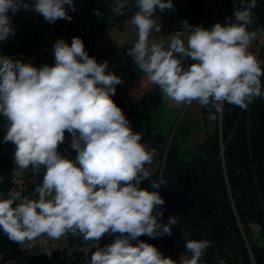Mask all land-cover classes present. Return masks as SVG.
Instances as JSON below:
<instances>
[{"label": "clouds", "instance_id": "obj_1", "mask_svg": "<svg viewBox=\"0 0 264 264\" xmlns=\"http://www.w3.org/2000/svg\"><path fill=\"white\" fill-rule=\"evenodd\" d=\"M20 6V0H0V41L15 34L8 12ZM157 6L171 9L172 0H136L138 11L130 23L138 38L128 55L165 101L197 102L215 120L225 102L247 110L264 98V62L249 51L253 41L264 37V27L249 28L255 23L256 0H241L234 21L228 18L211 28L182 22L183 29L168 37L167 45L149 39L161 28L152 18ZM69 9L75 11L73 0L34 4L49 23L71 20ZM52 54L54 65L40 67L0 56L4 142L15 145L16 170H45L35 188L37 199L22 197L15 189L0 197V230L18 244L42 235L59 239L68 232L98 242L106 233H119L113 243L92 253L90 264H177L154 245L131 243L141 235H171L178 221L170 216L166 224L158 223L163 212H153L164 199L158 191L139 187L150 177L145 165L152 163L155 150L141 142V133L133 132L112 99L122 79L106 73L107 62L90 57L80 37L70 45L57 40ZM186 59L193 61L187 68ZM66 131L77 153L74 160L58 152ZM160 183L153 181L152 187ZM211 243L188 239L185 253L190 256L181 255L179 264H200Z\"/></svg>", "mask_w": 264, "mask_h": 264}, {"label": "trees", "instance_id": "obj_2", "mask_svg": "<svg viewBox=\"0 0 264 264\" xmlns=\"http://www.w3.org/2000/svg\"><path fill=\"white\" fill-rule=\"evenodd\" d=\"M135 8L101 26H111ZM87 17L92 19L94 16L87 12ZM260 27H264V23ZM33 34L32 40L26 34L21 39L20 48L26 53L38 50L31 48L38 37L35 32ZM12 50L13 47L8 46L0 56L21 60L13 57ZM258 60L264 62V48ZM191 63L193 61L186 59L184 67ZM261 66L264 68V63ZM261 82L264 90V76ZM159 92L156 86L144 98ZM161 99L157 96L154 103L146 106L155 105ZM200 107L203 114H209L206 107ZM6 124V119L0 115V148L9 150L11 142H4ZM12 172L8 155L0 153V175L4 177L0 191L8 188ZM159 180L163 182L160 183L159 194L165 203L157 206L153 215L162 211L163 216L158 217V223L166 224L170 216L176 217L178 223L172 226L171 235L156 238L141 235L136 242L146 239V243L154 245L168 257L163 244L159 245L165 237H170L179 251L186 250L188 239H207L212 243L201 257L200 264H242L241 260L250 263V257L258 264H264L262 249L252 241L249 225L253 221H264V189L261 188L264 182V98L254 100L247 110L225 102L221 111V132L218 128L206 134L191 150L181 149L172 139L164 157L161 176L157 175V182ZM184 231L189 235L186 236ZM219 232L224 233L223 238H219ZM0 252L4 258L20 259L15 243L2 230Z\"/></svg>", "mask_w": 264, "mask_h": 264}, {"label": "crops", "instance_id": "obj_3", "mask_svg": "<svg viewBox=\"0 0 264 264\" xmlns=\"http://www.w3.org/2000/svg\"><path fill=\"white\" fill-rule=\"evenodd\" d=\"M87 1L73 0L75 11L68 10V15L72 17L71 20L57 19L54 23L47 21L49 35L41 30L40 23L44 17L36 11L31 14L34 7L20 18L13 29L17 30L16 35L21 36V39L29 31L35 32L38 36L35 41L38 44L34 48L44 47L91 20L87 17V12H89L86 7ZM76 3L82 10V16L79 15L78 18L75 17L77 16ZM109 3L111 6L112 1ZM172 4L171 9L163 11L157 6L152 18L161 25V28L159 32L153 30L149 38L150 42L167 45L168 37L177 32L176 27L183 16L188 17L192 25L204 28H211L217 22L224 24L226 19L234 16V10L241 7V0H172ZM65 8L67 9L68 6L65 5ZM137 11L138 8H135L109 27L99 25L86 33L82 40L85 51L90 57L95 58L97 63L107 62L106 73H114L122 79V83L115 86L116 92L112 99L130 122L133 132L141 133V142L155 150L152 163L145 165L150 177L142 180L139 185L140 188L150 191L157 189L153 188L152 184L153 181H157L158 173L161 175L164 157L171 140L175 139L181 149L191 150L202 141L206 134L219 128V117L216 115L215 120L209 119V114H203L197 102L187 105L165 101L161 91L144 98L157 85L147 79L146 74L138 69L132 57L128 55V51L138 38L135 27L130 23ZM252 11L255 23L249 28L255 30L264 23V0H256V7ZM212 14L217 16L216 20L211 19ZM262 48H264V37H258L252 42L249 51L259 59ZM23 51L26 53L25 50ZM26 54L31 57L35 52ZM54 63L52 53L38 62L39 65L48 64L50 66ZM157 96L162 97L160 102L146 106V104L154 103ZM76 155V151L72 149L68 158L74 160ZM30 169L36 176L43 178L45 171L43 167L39 171ZM15 170L12 168L14 173H19V170Z\"/></svg>", "mask_w": 264, "mask_h": 264}, {"label": "built area", "instance_id": "obj_4", "mask_svg": "<svg viewBox=\"0 0 264 264\" xmlns=\"http://www.w3.org/2000/svg\"><path fill=\"white\" fill-rule=\"evenodd\" d=\"M212 20H216L217 16L212 14ZM234 16L231 20L234 21ZM187 21L189 25H192L191 20L183 16L181 17L176 30L180 31L183 29V23ZM21 36L19 35H9L6 47H14L18 49V54L21 61L25 62L30 58L21 48ZM33 66L40 67L38 63L33 64ZM6 128H4V132ZM72 136L67 131L65 132V140L58 146V152L68 158L72 148ZM15 145L11 142V149L5 147L0 148V153L3 155H8L10 163L13 169H17V165L14 162ZM31 167L19 173L12 172L9 177V186L5 190L0 191V197H6L10 190L15 189L21 192L22 197H27L29 199H37L38 195L35 192V188L42 183L43 178L36 176L31 172ZM119 233H106L100 241H85L84 238L72 232L66 233L59 239L50 238L47 235H42L31 241H25L23 244L15 243V250L19 254V261L14 258H4L3 254L0 252V264H90L91 255L97 250V248H103L106 245H110L114 242ZM125 236L127 234H124ZM146 242V240L144 241ZM131 243L135 245V240Z\"/></svg>", "mask_w": 264, "mask_h": 264}, {"label": "water", "instance_id": "obj_5", "mask_svg": "<svg viewBox=\"0 0 264 264\" xmlns=\"http://www.w3.org/2000/svg\"><path fill=\"white\" fill-rule=\"evenodd\" d=\"M109 1H113V0H89L87 1L86 7L88 8L90 14L94 16L91 20H89L82 26L75 28L69 33L63 35L62 37L54 40L53 42L45 45L44 47L38 48V50L35 51V54L31 56L28 60H26L24 63H31L32 65L35 63H38L40 60H42L46 56L53 53L54 44L57 40L63 39L65 42L71 43L73 37H81L82 35L88 33L89 31L93 30L94 28L98 27L104 22L116 17L117 15L127 10H130L136 7V0H126L123 2L118 0L112 3V5L108 9H103L104 5H106V3H108ZM35 2L36 0H20L21 6L19 7V10L16 11L15 13H13L12 11L8 12V16L10 18L12 28L15 27L17 22L27 11H29L31 8L34 7ZM24 4H27L26 8L23 6ZM34 37L35 35L31 31L27 33V38L29 40H32ZM7 39L0 41V55L2 51L6 48ZM220 132H221V112H219V133ZM3 179L4 177L0 175V183L3 181ZM159 187L156 189V191L158 192H159Z\"/></svg>", "mask_w": 264, "mask_h": 264}, {"label": "rangeland", "instance_id": "obj_6", "mask_svg": "<svg viewBox=\"0 0 264 264\" xmlns=\"http://www.w3.org/2000/svg\"><path fill=\"white\" fill-rule=\"evenodd\" d=\"M76 4H77L76 5V9H77L76 14H77V16H75V17L78 18L79 15L82 16V10H81L80 5L78 3H76ZM32 13H35L34 9L31 11V14ZM44 23H46V24H44ZM40 26L42 27L41 30L44 31V33L46 35L50 34L49 33V29H47V21L46 20H44V19H43V21L41 20ZM14 32H15V34H17V30H15ZM46 35H44V36H46ZM37 44L38 43H35V45H37ZM35 45L31 46V48H34ZM12 51L14 52V56L13 57H15V55L18 54V52H17L18 49L13 47ZM17 57H18V59H21L19 55H17ZM216 115L219 117V113L216 114ZM194 175H195V173L192 174V176H194ZM261 185H262L261 188L264 189V182H262ZM262 194H264V191H262ZM249 225H250V234H251L252 241L254 243H257V245L262 249L261 259H262V261H264V221H262V222L253 221V222H250ZM218 236H219V238H223L224 237V233L223 232H219ZM153 241L156 242V240H153ZM245 241H246V246H247L248 242H247L246 239H245ZM161 244H163L162 246H164L163 250L166 253V255L168 257H171L173 260H176V261L179 262L180 258H181V255H183V254H186V255L190 256V253H185L186 250L179 251L177 248H175L174 242H173V240L170 237L163 238L162 239V243H160L159 245H161ZM241 262H242V264H258L256 262V260L253 259V258L251 259V257H250V263H249V261L245 262L243 260H241Z\"/></svg>", "mask_w": 264, "mask_h": 264}, {"label": "flooded vegetation", "instance_id": "obj_7", "mask_svg": "<svg viewBox=\"0 0 264 264\" xmlns=\"http://www.w3.org/2000/svg\"><path fill=\"white\" fill-rule=\"evenodd\" d=\"M116 1H118V0H113L112 3L116 2ZM120 1L123 2V1H126V0H120ZM109 7H110V3L108 2V3H106V5H104L103 9H108Z\"/></svg>", "mask_w": 264, "mask_h": 264}]
</instances>
